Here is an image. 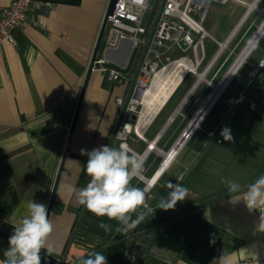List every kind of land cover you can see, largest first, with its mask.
Listing matches in <instances>:
<instances>
[{
	"label": "crops",
	"instance_id": "1",
	"mask_svg": "<svg viewBox=\"0 0 264 264\" xmlns=\"http://www.w3.org/2000/svg\"><path fill=\"white\" fill-rule=\"evenodd\" d=\"M11 1L0 0V15ZM108 2L33 0L28 20L13 32L15 43L5 40L0 46V224L17 225L27 215L30 200L48 206ZM129 53L130 44L124 43L107 56L125 62ZM123 91L121 85L104 84L100 72L93 70L58 187L62 185L61 202L52 218V255L63 254L64 264H79L93 251L103 253L107 264H224L225 260L264 264V232L258 228L264 209L250 211L243 200L233 203L222 183L233 180L246 190L264 175V101L258 99L264 97V71L254 89L239 91L245 98L254 96L252 107L226 108L195 147L183 154L196 138L200 128L196 129L214 111L210 112L214 103L153 185L147 183L160 171L163 154L180 138L162 151L150 175L141 174L153 209L171 191L168 182L186 187L188 197L174 209L144 210V221L127 235L116 231V221L88 212L70 191L89 181L84 168L88 156L80 150L108 146L112 140L119 114L116 98ZM188 92L173 111L179 110L173 122ZM173 122L160 129L158 141ZM225 127L231 130V141L221 136ZM132 184L139 187L134 180ZM101 222L111 225V231L99 227Z\"/></svg>",
	"mask_w": 264,
	"mask_h": 264
},
{
	"label": "built area",
	"instance_id": "2",
	"mask_svg": "<svg viewBox=\"0 0 264 264\" xmlns=\"http://www.w3.org/2000/svg\"><path fill=\"white\" fill-rule=\"evenodd\" d=\"M213 1L246 4L243 0H118L113 14L108 18L94 68L106 75L110 82L124 88L121 96L116 98L119 114L113 138L127 145L128 134L132 131L128 127H133L130 124L131 115L138 105L136 100L142 91L152 86L160 73L178 60H186L195 67L190 57L173 59L171 54L177 50H191L198 62L204 52L205 34H208L203 23ZM32 5L33 0H12L1 12L0 46L5 40L15 43L13 32L28 20ZM124 43L130 44V53L125 62L108 58L109 52L118 51ZM261 61L264 59L252 67L249 74L251 80L260 77L264 71ZM126 124L130 126L125 127ZM118 133H121L119 137ZM209 136L214 138L216 135L211 132ZM144 141L147 142L145 138ZM64 260L63 254L44 255V263L64 264Z\"/></svg>",
	"mask_w": 264,
	"mask_h": 264
},
{
	"label": "clouds",
	"instance_id": "3",
	"mask_svg": "<svg viewBox=\"0 0 264 264\" xmlns=\"http://www.w3.org/2000/svg\"><path fill=\"white\" fill-rule=\"evenodd\" d=\"M260 65L264 67V61ZM221 136L225 141L233 139L228 127L222 129ZM80 152L88 156L84 168L89 181L85 187H73L70 191L75 194L78 204L94 216L116 221V231L119 233L127 235L144 221V210L154 213L156 208L164 211L174 209L177 202L188 197L186 187L168 182L167 187L171 191L153 209L147 203V189L132 184L144 171L142 155L132 152L123 144L118 147L100 146L91 151L81 149ZM222 183L227 186L233 203L243 200L250 211L264 209V175L248 184L246 190H242L241 185L233 180H223ZM26 208L27 215L14 225L0 264H41V252L52 255L55 250L50 243L54 222L49 216L47 205L30 200ZM99 227L106 232L111 231L109 224L101 222ZM258 228L264 232V213L260 215ZM79 264H107V259L103 253L93 251L82 257ZM224 264H230V260H225Z\"/></svg>",
	"mask_w": 264,
	"mask_h": 264
},
{
	"label": "rangeland",
	"instance_id": "4",
	"mask_svg": "<svg viewBox=\"0 0 264 264\" xmlns=\"http://www.w3.org/2000/svg\"><path fill=\"white\" fill-rule=\"evenodd\" d=\"M243 1L246 4L237 3L234 1H229L226 4H221L215 1L211 3L210 7L207 10V14L203 23V26L209 36H206V39L204 41V52L200 55L198 62L195 61L191 50H177L171 54L173 59H179L183 56L190 57L196 65V73L198 75H196V73L189 74L188 78L182 84L178 93L174 96L166 111L161 116H157L149 125L143 128V135L147 142L139 138L134 130H132L131 133L128 134L126 143L128 145V148L132 152L143 155V153L147 149L148 142L155 140L157 133L164 126L179 102L183 99V97L191 89V87L198 81V76L208 70L205 81H203L190 96L184 107L181 109L180 113L177 115L175 121L170 125V127L165 131L162 138L158 141V149L167 152L170 149V146L173 145L181 137L183 132L188 127L189 123L201 109L202 105L205 104V102L211 96L214 86L219 85L228 71L233 67L238 56L246 48L250 39L264 21V0L259 1L257 8L250 14L235 37L228 43L222 54L213 63L214 65L209 68L212 60L220 49L219 43H223L227 39L238 22L245 15L244 13L247 10V4L255 2V0ZM263 56L264 36L262 37L256 48L250 53L246 62L242 64L240 70L236 73L228 86L223 90L222 94L210 110L211 112L215 108L212 114L208 118L205 117L202 123L196 129L198 130L200 128L198 130L196 138L185 147L183 154L188 153L193 147H195L197 141L204 135V132L209 128L210 125L220 119L226 108H235L239 104H246L250 105L251 107L253 106L252 103L254 100V96L250 95L245 98V92L239 95V91L241 92L242 90L245 91L251 88L254 89L257 78L255 80H251L249 74L253 65L257 64L259 59ZM100 75L104 81V84H107L109 86L115 85L114 82H110L107 79L106 75L101 72ZM258 99L260 101H264V97H258ZM141 111L142 106L140 104L136 105L135 111L131 115L132 121L130 122V124H132L133 126L137 124ZM121 144V141L114 138V147H118ZM108 146H113L112 141L109 142ZM145 159L146 160L143 164V173L150 175L157 168L159 160L162 159V155L160 152L154 151ZM134 182H136L140 188H143L145 186L143 184V181L139 178H135ZM61 192L62 185H60V188L57 192L51 218H53V216L56 214L60 205ZM78 215H80V212ZM75 228L77 229V227L73 228V231L70 234V238L75 233Z\"/></svg>",
	"mask_w": 264,
	"mask_h": 264
},
{
	"label": "bare ground",
	"instance_id": "5",
	"mask_svg": "<svg viewBox=\"0 0 264 264\" xmlns=\"http://www.w3.org/2000/svg\"><path fill=\"white\" fill-rule=\"evenodd\" d=\"M259 1L260 0H255V2L247 4V10L244 13L245 15L238 22V24L234 28L231 36L229 38H227L223 43L222 42L220 43V46H219L220 49L217 52V54L215 55L216 59L212 60V63H211L209 68H211V66L214 65L213 63L222 54L223 50L226 48L228 43L235 37V35L238 33V31L240 30V28L242 27L244 22L247 20V18L250 16V14L257 8ZM205 36H208V34H205ZM263 36H264V21L258 27L255 34L252 36V38L250 39L246 48L238 56L233 67L228 71V73L226 74L224 79L220 82L219 85L214 86L211 96L208 98V100L205 102V104L201 108L202 111H201L200 115L197 117V119H195V117L197 116L196 115L194 117L195 120L193 119L191 121V123L192 122L193 123L190 127V130L193 129V127H195V128L197 127L199 122L207 114V112L212 107V105L218 100V98L222 94L223 90L228 86L230 81L233 79V77L236 75L238 70L241 68L242 64L246 62L250 53L256 48V46L259 44V42ZM195 67H196V65H195ZM195 67L193 68L191 65H189L186 60H178L168 70L160 73L157 76V78L154 80L152 86L149 89H146L139 94L136 101L138 104H140L142 106V111L140 113L137 124H135V126H133L132 128L128 127V130H134V132L136 133V135L138 137L139 136L142 137L143 136V128H145L147 125H149L153 121V119L158 115V113L167 104L168 100L171 98V96L174 94V92L177 90V88H179V86L182 84V81L184 80V78L186 76H188V74L190 72L195 71ZM207 71L208 70H206L203 74L198 76V81L194 84L195 88L199 83L205 81ZM195 73H196V71H195ZM196 75H198V74L196 73ZM195 88L193 89V91L195 90ZM186 101L187 100L183 101V103L180 105V107L183 106V104ZM178 112H179V110H177L176 113L173 114L172 119L169 121L170 123L173 122L174 117L176 116V114ZM203 113H205V114L201 118ZM156 142L152 141V142L148 143V146L150 145V147L147 146L148 151L143 153V155H142L144 160H145V158H147L146 155L147 154L149 155L151 152L158 151V152L162 153V151L157 148ZM181 143H182V141H181ZM180 144L177 146L175 145V147L172 148L166 154L162 153L164 155V160H163L161 167L159 169L160 171L157 173L155 178L153 177L152 179H150V181L147 183L148 185H153L155 183V181L157 180V177L159 176V174L163 171L164 168H166L165 165L166 164L168 165L174 159V156L177 153V149L179 148ZM123 145H125L127 147L126 144H123ZM169 154H170V156H169ZM139 178L143 179V176L141 175Z\"/></svg>",
	"mask_w": 264,
	"mask_h": 264
},
{
	"label": "water",
	"instance_id": "6",
	"mask_svg": "<svg viewBox=\"0 0 264 264\" xmlns=\"http://www.w3.org/2000/svg\"><path fill=\"white\" fill-rule=\"evenodd\" d=\"M117 2H118V0H109V2H108V6H107V9H106V12H105V15H104L102 26H101V29H100V32H99V35H98V38H97V42H96V45H95L91 60H90V64L88 66L87 74H86L85 79H84V83H83V86H82V89H81V92H80L79 100L77 102L76 110H75L74 117H73V120H72V123H71V127H70L69 135H68V138H67V142H66V145H65V149H64V152H63V155H62V159H61V162H60V165H59V168H58V172H57L56 178H55L53 190L51 192V196H50L49 203H48V206H47L48 207L49 216L51 215V212H52L53 204H54V201H55V198H56V194H57V191H58V187H59V184H60V181H61V177H62L63 169H64V166H65V162H66V159H67V157L69 155L70 144H71L72 137H73V134H74V130H75V127H76V123H77V120H78L80 109L82 107V103H83V100H84L86 89L88 87V83H89L91 74H92V72H93V70L95 68V61H96L97 55H98V53L100 51V48H101L102 39H103L104 32H105V29H106L107 21H108V18L113 14V11H114V9H115V7L117 5ZM215 59H216V56L214 57L213 60H215ZM194 88H195V85H193V87H191V89L189 90L187 96L184 98L183 101L188 100V97L191 95V93H192ZM201 111H202V109L199 111V113L197 114L195 119H197V117L200 115ZM204 114L205 113L202 114L201 118L204 116ZM172 116H173V114L170 116V118L168 119L166 124L169 123V121L172 119ZM192 123L186 128L185 132L183 133V135L180 137L179 141L177 142L176 146L179 145L181 143V141H182V143L180 144L179 148L177 149V152L180 151L181 145L183 143H185L187 138L194 132V130H195L194 128L195 127H193V129L190 130V127H191ZM160 136H161V132L157 135V137L155 138V140H153V142H156L159 139ZM139 138L144 140V135L142 137L139 136ZM148 147H150V145ZM147 151H148V149L145 150V152H147ZM169 156H170V154H169ZM144 180L147 182V179H144Z\"/></svg>",
	"mask_w": 264,
	"mask_h": 264
},
{
	"label": "trees",
	"instance_id": "7",
	"mask_svg": "<svg viewBox=\"0 0 264 264\" xmlns=\"http://www.w3.org/2000/svg\"><path fill=\"white\" fill-rule=\"evenodd\" d=\"M188 76L184 79L182 84L186 81ZM182 84H181V86H182ZM175 94H176V92H175ZM175 94H173V96H171V98L169 99L167 104L163 107V109L159 113L158 117L161 116L166 111V109L170 105L171 101L173 100ZM113 140H114V138L112 136L111 141H113ZM13 231H14V225L13 224H10V223L0 224V259H3V252L8 247V240H9L10 235L13 233ZM44 255H45V251H42L41 252V264H44Z\"/></svg>",
	"mask_w": 264,
	"mask_h": 264
}]
</instances>
